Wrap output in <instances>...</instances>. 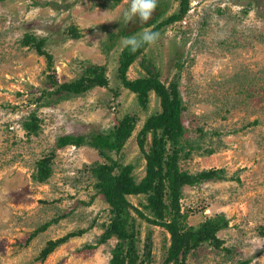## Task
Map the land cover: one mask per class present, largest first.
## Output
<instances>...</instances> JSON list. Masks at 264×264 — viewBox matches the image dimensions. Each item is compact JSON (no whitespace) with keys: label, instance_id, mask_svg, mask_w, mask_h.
<instances>
[{"label":"rangeland","instance_id":"rangeland-1","mask_svg":"<svg viewBox=\"0 0 264 264\" xmlns=\"http://www.w3.org/2000/svg\"><path fill=\"white\" fill-rule=\"evenodd\" d=\"M189 1L188 12L163 28L161 39L130 65L127 76L146 73L143 57L165 84L177 79L186 136L202 146L179 160L181 169L192 173L225 169L223 180L182 189L181 211L187 214V225L198 226L220 213L228 220L227 227L217 232L219 246L203 243L186 262L264 264V247L253 243L264 241V0ZM129 6L130 0L113 5L109 0L0 1V264H109L114 238L81 249L99 238L102 224L109 220V206L96 193L89 171L93 163L106 160L87 145L55 148V142L66 133L106 131L124 114H134L137 126L113 157L122 164L132 163L136 180L144 175L136 135L147 116L159 110V100L151 92L148 106H139L135 94L116 76L117 59L123 38L151 29L145 24L157 14L160 20L176 11L178 0H158L146 23L137 18L126 21ZM72 25L79 30L78 38L68 35ZM27 33L46 38L50 66L43 55L21 44ZM111 33L116 37L110 38ZM88 62L105 64L107 87H94L50 106L34 103L43 89L51 88L50 76L59 83L69 81ZM32 110L41 127L27 136L21 121ZM149 144L150 135L146 148ZM209 147L216 151L204 152ZM51 149L55 157L50 177L42 183L32 180L36 161ZM128 199L146 211L143 195ZM131 212L140 231L139 253L143 254L150 234V262L161 264L169 233ZM46 222L49 225L39 230ZM80 228L86 231L39 259L48 240Z\"/></svg>","mask_w":264,"mask_h":264},{"label":"trees","instance_id":"trees-1","mask_svg":"<svg viewBox=\"0 0 264 264\" xmlns=\"http://www.w3.org/2000/svg\"><path fill=\"white\" fill-rule=\"evenodd\" d=\"M109 1L113 5L122 0ZM189 4V0H178L176 11L160 20L158 18L161 14H157L145 25H152L151 30L160 33L168 24L179 21L188 12ZM68 31V35L73 38H78L80 35L74 25L70 26ZM121 33L124 34L123 31ZM112 37H116V33H111L110 38ZM21 44L35 49L38 54L46 58L49 66L52 64V56L44 48L45 37L27 33L21 39ZM114 45L115 42L112 46ZM147 47H142L136 53L121 47L116 68V76L120 84L135 94L139 106L142 108L148 106L151 92L159 100V110L147 116L136 135L137 144L145 160L144 175L136 180L133 175L134 165L122 164L113 157V154L121 151L137 126L138 120L134 114H124L106 131L60 135L56 139L55 148L87 145L96 149L106 160V162L93 163L89 166V171L94 178L96 193L100 194L109 206V220L102 224L103 232L99 238L94 243L83 244L81 249H93L114 238L116 242L111 248L109 264H151V236L150 234L146 236L144 252L141 255L140 231L137 227V219L131 212L133 211L139 218L149 224L161 226L169 233V245L161 264H188L187 255L201 244L208 242L215 247L219 246L222 240L218 238L217 232L227 227L228 220L220 213L206 218L198 226L187 225V214L181 211L182 189L185 185L193 186L204 181L223 180L226 178L225 169L211 167L194 173L181 169L179 160L188 157L194 150L202 149V146L186 136L187 129L183 124L182 116L185 106L177 79L165 84L152 62H147L146 65L143 57L141 64L146 68V73L133 79L127 76L130 65L143 55ZM104 48H108L107 44ZM48 83L51 84V88L43 89L34 99L38 107L50 106L82 96L94 87H107L109 79L106 76L105 64L88 62L77 78L59 83L52 75ZM21 125L27 136L38 133L41 125L35 110L30 111L23 118ZM149 135L150 144L146 148ZM214 151L216 149L212 147L204 149V152L210 154ZM54 157L55 149H51L36 161L35 169L31 174L32 180L42 183L50 177ZM129 195H143L145 203H142V206L146 211L133 205L128 199ZM47 225L48 222L38 229L43 231ZM85 231V228H80L59 238L48 240L39 252V259L43 261L57 246ZM34 234L35 232L31 236ZM248 263L249 260L239 262V264Z\"/></svg>","mask_w":264,"mask_h":264},{"label":"clouds","instance_id":"clouds-1","mask_svg":"<svg viewBox=\"0 0 264 264\" xmlns=\"http://www.w3.org/2000/svg\"><path fill=\"white\" fill-rule=\"evenodd\" d=\"M158 0H130L129 9L124 13L125 20L131 21L137 18L140 23H146L151 19L157 9ZM39 35V33H38ZM161 39L159 32L145 28L138 36L125 37L121 40L123 48L136 53L142 47H154ZM256 247H264V241H253Z\"/></svg>","mask_w":264,"mask_h":264},{"label":"built area","instance_id":"built-area-1","mask_svg":"<svg viewBox=\"0 0 264 264\" xmlns=\"http://www.w3.org/2000/svg\"><path fill=\"white\" fill-rule=\"evenodd\" d=\"M10 129H13V126H9Z\"/></svg>","mask_w":264,"mask_h":264}]
</instances>
